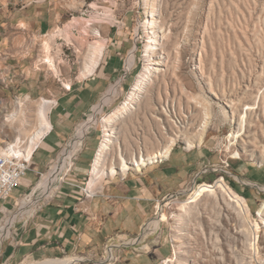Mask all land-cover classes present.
<instances>
[{"label":"rangeland","instance_id":"374dc122","mask_svg":"<svg viewBox=\"0 0 264 264\" xmlns=\"http://www.w3.org/2000/svg\"><path fill=\"white\" fill-rule=\"evenodd\" d=\"M60 6L66 10L65 16L57 20L46 36L32 37L30 42L27 39L28 43L22 40L14 48L18 53L14 59L10 58L9 65L19 75H13L12 80L27 88L31 84L34 97L25 103V95L21 94L25 92L19 91L9 93L8 99L3 101L5 111L0 112V145L12 142L15 133L27 141L38 124L36 113L40 100L55 102V96L63 93L59 91L61 84L72 85L84 80L79 76L91 52L89 46L99 40L92 36V31L96 30L105 40L100 66L111 53H119L123 65L126 59L129 60L131 51L135 53V63L131 69L126 68L128 71L123 67L94 103L93 107L102 104L109 87L119 83L118 94L111 104L103 107L97 123L86 134L73 157L68 178L73 174L80 154L91 148L94 152L82 188L93 195L100 194L114 179L100 173L91 185L90 165L103 139L101 121L123 104L145 74L148 60H152L158 66H154L127 112L109 127L114 143L104 154L99 171L108 168L112 159L117 164L118 146L126 161L150 156L170 144L172 139L175 148L210 150L213 162L206 169L215 170L211 172L218 176L217 181L223 178L230 189L246 200L252 218L259 223L257 210L264 204V0H60ZM74 19L78 21L72 24ZM148 22L154 23V30L149 29ZM86 23L91 27L86 28ZM124 23L125 27L122 26ZM58 29L64 33L52 38ZM149 38L158 44L153 47L151 58L146 53ZM45 43L49 46L48 54L43 50ZM48 57L55 71L43 63ZM19 59H23L24 74L16 67ZM14 96L21 98L22 106L15 105ZM91 109L76 128L84 124ZM13 114L17 117L15 121L8 119ZM244 115L245 127L241 128ZM57 118V112H54L51 117L54 124ZM204 124L207 133L198 146ZM74 132L75 129L60 152L72 140ZM190 143L192 148L188 147ZM86 156L85 153L82 160ZM185 156L175 149L171 163ZM247 168L252 173H261L262 179L257 183L249 182L236 174L248 171ZM48 169L41 174H47ZM227 172L235 176L229 177ZM26 177L35 181L32 171ZM214 177L210 175L206 181H212ZM37 179L39 183L41 177ZM199 185L188 182L178 192L171 193L172 198L162 199L159 204L164 206L162 212L168 220L153 229L152 225L158 219L155 212L140 234V238L143 236L141 241L121 250L108 248L107 253L114 250L113 258L107 260L108 255L104 261L107 264H163L164 261H167L164 264H264V224L260 223L257 252L253 255L250 246L253 240L247 223L222 193L202 197L189 204L185 212L179 210L178 203L187 200L193 187ZM24 192L25 187L16 188L6 205L11 207L14 197ZM25 198L20 197L16 206L8 211L15 215L26 204ZM50 200L41 198L34 214L15 224L13 237ZM4 218L5 215L1 225ZM11 241L4 240L0 248Z\"/></svg>","mask_w":264,"mask_h":264},{"label":"crops","instance_id":"0c3cea01","mask_svg":"<svg viewBox=\"0 0 264 264\" xmlns=\"http://www.w3.org/2000/svg\"><path fill=\"white\" fill-rule=\"evenodd\" d=\"M65 13L60 0H0V99L6 100L9 93L19 91L25 92L21 94L30 99L34 97L31 84L27 88L12 80L13 75L19 74L13 71L14 67L9 65V60L14 59L18 53L14 48L20 41L28 43L32 37L46 36ZM122 26L125 27V23ZM22 61L19 59L16 67L19 73L24 74L26 70ZM128 66V59L122 65L119 53H111L91 77L70 84L69 92L60 85L59 91L63 93L55 96L56 106L50 112L52 128L32 155L30 171L34 173L35 181L27 177L22 180L20 187H25V192L14 197L11 207L6 203L11 200L13 193L9 199L0 202V222L3 210L13 209L19 198L37 184L39 174L57 158L81 118L105 92L109 81L123 67L126 69ZM54 112L58 115L56 124L51 119ZM175 149L181 150L186 156L172 164ZM93 152L87 148L80 154L73 174L59 187L51 200L28 219L14 237L12 233L9 238L11 242L3 248L1 246L0 264L37 263L64 257L84 258L89 264H107L101 258L105 246L111 245L121 250L128 247L126 242L131 240L130 246L144 231L162 199L178 192L188 182H194L195 186L196 183L209 185L218 179L212 173L215 171L206 169L213 162L210 150L192 151L174 147L162 162L149 165L141 173H128L124 178L115 177L106 184L102 193L84 197L81 188ZM85 153L86 159L82 160ZM246 170L236 174L255 183L263 177L261 173H252L248 168ZM250 173L252 176L249 178ZM210 175L215 177L207 182ZM132 238L136 239L133 241ZM96 258L98 261H93Z\"/></svg>","mask_w":264,"mask_h":264},{"label":"bare ground","instance_id":"6f19581e","mask_svg":"<svg viewBox=\"0 0 264 264\" xmlns=\"http://www.w3.org/2000/svg\"><path fill=\"white\" fill-rule=\"evenodd\" d=\"M152 16H154V14H152L151 17ZM77 21L78 20L74 19L72 24L76 23ZM147 24L150 25L149 29L154 30L155 27L153 22H148ZM85 27L86 28L91 27V24L86 23ZM63 33L64 32L62 30L58 29L52 35V38L61 37ZM84 33L86 36L88 35L85 29H84ZM152 33H154V31H152L151 34ZM92 36L96 37L99 40H95L93 45L89 46L91 52L89 53L86 63L84 64L83 70L79 76V78L81 79L89 78L95 73L97 68H99L98 66L103 58V53L105 51V47H104L105 40L101 37L99 32L93 30ZM148 41L149 42L147 43L146 53H148L149 55L148 58H151L150 57L151 51H153V47L158 46V44L152 38H149ZM43 50L45 51V53L48 54L49 46L47 43L43 45ZM148 62L149 64L145 74L141 77V80H139L134 85L127 99L115 112L106 116L101 121L103 128V139L99 147L96 149L95 155L90 165L92 170L91 185H93V183L96 181L100 173L101 175H106L110 178H115L117 176L126 177L129 171H135L136 173H141L142 170L148 167L149 165L158 163L159 161L168 158V156L170 155L171 151L175 146V140L172 139L170 144L165 146L160 151H157L152 155L146 157H144L143 155L138 156L132 158L129 161H126L124 159V157L121 154V149L118 146L116 148L117 164L116 161L112 159L108 168H105L103 171H99L100 162L104 154L107 151L111 150V146L114 143L113 141L114 135L113 132L109 129V127H111V124H113V122L116 119H119L123 114L127 112V110L129 109L128 107L136 99L135 97L137 96V93L141 92L143 83L147 81L151 72L154 71V66H158V64L154 63L152 60H148ZM43 63L48 64L51 71H55L54 65L51 63V59L49 57L45 59ZM134 63H135V53L134 51H131L129 53L128 70L133 67ZM118 87H119V83L110 86L106 94L104 95L105 98L102 104L92 107L90 113L86 115L84 124L75 129V132L72 136V140L68 143L67 147L64 150H62L58 155L56 163L49 166L47 174L42 175L41 181L37 183V185L33 188L32 192L29 195H26L25 198L26 204L22 206L15 215H12L11 212L7 210H3L5 218L4 221L2 222L3 224L2 225L0 224V243L3 242L4 240H8L12 236V232H13L12 229L14 228L17 222L22 221L26 217H30L33 215V213L36 210L35 209L36 205L38 204L41 198L50 199L54 195V192L59 189V187L62 184L65 173L72 168V159L75 156V154H77V152L79 151V148L82 144L84 137L89 132V130L97 123V117L101 113L103 107L113 102L114 98L118 94ZM25 101L28 100L26 99ZM22 105L23 104H20V106ZM54 106H56V102L48 101L46 99L40 100V104L36 113L38 124L35 130L33 131V133L31 134V136L27 139L26 147L24 149V153H26L28 157L33 154L34 149L39 145V143L44 138V136L50 132L52 128V125L50 124V112ZM15 116L16 114H13L8 119L15 121L17 119V117ZM245 118L246 116L244 115L241 119V128L243 126L245 127V121H243V119ZM206 133H207V127L204 124L203 127L200 129V134L198 136V141H197L198 146L203 142ZM14 137L15 138H13L10 144L15 143L16 141H18L19 144L22 142L20 135L15 133ZM188 147L192 148L193 146L190 143ZM85 191H86L85 192L86 197L94 196L91 193V191L89 190H85ZM191 191L192 192L187 200L178 203L180 211L185 212V209L189 204H194L198 202L204 196H215L217 192L222 193L225 197H227L229 202L235 205L237 210L240 212V214L243 216L244 220L246 221L248 226V232L250 233L253 240V243H251L250 245L251 250L253 251V255H256L257 240L260 238L259 233L261 231L260 223L264 224V204L260 206L259 210H257V217L259 219V223H258L256 220L252 218L247 202L242 197L234 193L233 190H231L225 184L223 178L219 179L213 185H199L195 188L193 187V190ZM172 197L173 196L169 197V199ZM165 205L167 206L169 204H165ZM163 207L164 206H162L161 204H158L156 206L155 212L156 215L158 216L157 217L158 219L153 223L152 225L153 229L156 228L159 223H163L168 220L166 215L162 212ZM147 228L149 230L148 226ZM142 237L139 240H135L133 243H131V245H134L139 241H141ZM112 253H113L112 251L108 252L109 259L107 260L113 258ZM81 261H84V259L66 257L63 259H51L42 262L39 261L37 263H26V264H78ZM166 262L167 261H164L163 264ZM262 263H264V261Z\"/></svg>","mask_w":264,"mask_h":264},{"label":"built area","instance_id":"2783aa9c","mask_svg":"<svg viewBox=\"0 0 264 264\" xmlns=\"http://www.w3.org/2000/svg\"><path fill=\"white\" fill-rule=\"evenodd\" d=\"M62 88L69 92L71 86H65L62 84ZM15 105L19 107L21 98L13 97ZM29 100V96L23 97V102H27L25 100ZM4 100L0 99V112L5 111ZM11 143V142H10ZM4 143L0 146V202L6 201L10 198L13 191L21 186L22 180L26 177L27 173L30 171L32 155L36 151L37 147L34 149L33 154L31 156H27L24 153V149L26 147V140H22L19 144L18 141L15 143ZM162 162V161H159ZM156 164V163H155ZM223 167V166H222ZM213 168V167H212ZM71 171L69 169L64 177L62 184L67 180L68 173ZM215 171V170H211ZM228 176H232L231 173L227 172ZM41 177L42 174H39ZM61 184V185H62ZM81 192H83L84 197H86L85 189L81 188ZM26 194L24 195V197ZM172 195L168 196L171 197ZM16 206V204H15ZM111 245H107L104 248V256H101L102 260L104 261L108 257L107 249L110 248ZM84 259V258H83ZM85 261V259H84ZM84 261L79 262L82 263ZM105 262V261H104ZM108 263V262H105Z\"/></svg>","mask_w":264,"mask_h":264},{"label":"water","instance_id":"95a60500","mask_svg":"<svg viewBox=\"0 0 264 264\" xmlns=\"http://www.w3.org/2000/svg\"><path fill=\"white\" fill-rule=\"evenodd\" d=\"M139 239H140V236H138L136 240H139ZM128 246H129V245H128Z\"/></svg>","mask_w":264,"mask_h":264}]
</instances>
